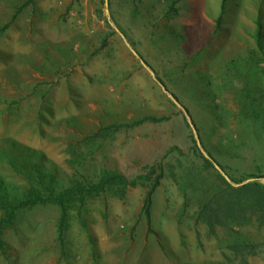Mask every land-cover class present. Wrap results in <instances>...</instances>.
I'll list each match as a JSON object with an SVG mask.
<instances>
[{"label": "rangeland", "instance_id": "obj_1", "mask_svg": "<svg viewBox=\"0 0 264 264\" xmlns=\"http://www.w3.org/2000/svg\"><path fill=\"white\" fill-rule=\"evenodd\" d=\"M259 29L264 0H0L4 181L31 187L12 142L63 187L158 165L72 201L63 236L57 205L20 210L0 264H264Z\"/></svg>", "mask_w": 264, "mask_h": 264}, {"label": "trees", "instance_id": "obj_2", "mask_svg": "<svg viewBox=\"0 0 264 264\" xmlns=\"http://www.w3.org/2000/svg\"><path fill=\"white\" fill-rule=\"evenodd\" d=\"M257 40L259 42V47L264 54V43L261 39V29L258 31ZM175 98L177 97L175 96ZM164 118L165 117L147 115L135 119L131 123L123 122L116 123L115 125L116 127L136 126L144 121H159ZM11 145L15 151V155L26 161L30 166L28 176L31 179V187L29 189L20 190V188L14 185L7 184L0 175V209L3 211V216L0 218V243L5 230L13 224L18 212L22 209L41 203H53L57 205L61 212L60 233L63 236L68 205L72 201L84 200L86 197L99 194L109 187L115 186L119 187L121 190H126L130 187H137L149 182L151 178L158 173V165L156 164L145 166V172L133 179L129 178L119 170H104L97 181H79L74 182L68 187H63L55 173L53 171L51 172L48 168L42 167L36 160V158H38L39 155L42 156V154L36 152L33 154V149L18 144L17 142H12ZM11 162L14 164V159H11ZM162 175L163 173L160 172L155 184L159 183V178ZM250 186L259 187L255 184H251ZM154 188L155 185L146 198L148 211ZM248 188L255 190L253 187ZM252 197H254V195H249V199ZM253 200L256 201L254 198Z\"/></svg>", "mask_w": 264, "mask_h": 264}, {"label": "water", "instance_id": "obj_3", "mask_svg": "<svg viewBox=\"0 0 264 264\" xmlns=\"http://www.w3.org/2000/svg\"><path fill=\"white\" fill-rule=\"evenodd\" d=\"M106 2L108 3V0H106ZM136 54H137V52H135ZM138 55V54H137ZM142 62H143V64L144 65H146L147 66V63L144 61V60H142ZM164 87V89H165V92L166 93H168L174 100H175V102L176 103H178L182 108H183V106L179 103V101L175 98V96H174V94L173 93H171L167 88H165V86H163ZM190 124L192 125V122L190 121ZM193 129L195 130V127H193ZM218 168H220L219 166H217ZM222 171V170H221ZM222 173L224 174V175H226L225 173H224V171H222ZM226 177L228 178V176L226 175Z\"/></svg>", "mask_w": 264, "mask_h": 264}]
</instances>
